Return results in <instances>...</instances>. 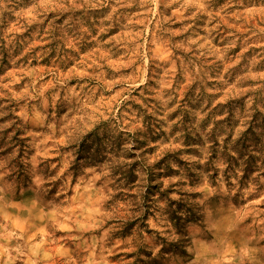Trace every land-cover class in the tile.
<instances>
[{"label":"rangeland","instance_id":"374dc122","mask_svg":"<svg viewBox=\"0 0 264 264\" xmlns=\"http://www.w3.org/2000/svg\"><path fill=\"white\" fill-rule=\"evenodd\" d=\"M0 264H264V0H0Z\"/></svg>","mask_w":264,"mask_h":264}]
</instances>
